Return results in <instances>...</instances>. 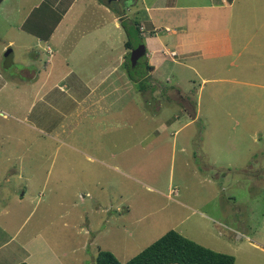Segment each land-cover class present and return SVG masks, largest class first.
I'll list each match as a JSON object with an SVG mask.
<instances>
[{
  "label": "rangeland",
  "instance_id": "obj_1",
  "mask_svg": "<svg viewBox=\"0 0 264 264\" xmlns=\"http://www.w3.org/2000/svg\"><path fill=\"white\" fill-rule=\"evenodd\" d=\"M180 1L186 7L182 13L190 16L196 12V23L203 26L214 27L228 22L229 12L238 15L239 23L247 18L227 8L188 9L187 6L191 7L187 3L189 0ZM202 1L201 7L222 4V0ZM21 6L19 0H9L0 9V16L5 20L22 21L26 14H18ZM45 8L46 5L42 10ZM76 8L87 14L96 10L103 12L95 3L83 1ZM215 11L227 17L212 16L207 23L209 13ZM200 13L208 16L203 18ZM201 18L204 23L199 21ZM52 24L53 21L51 28ZM158 24L162 27L161 37L165 41L171 39L173 44L175 35L166 33L164 28L172 24L163 18ZM75 29L67 39L76 47V52L60 50L61 56L72 57V64L83 65L91 52L86 53L84 38H79L82 26ZM130 34L138 38L135 26ZM256 37L260 42L261 36ZM20 43L16 40V44ZM31 43L34 45L31 53L10 46L15 64L4 68L7 75L11 74L12 67L19 69L23 61L28 62L32 52L40 54V62L48 61V53L41 45L37 46V40ZM255 44L242 51L235 48V51L225 52L217 61L198 58L195 63L188 62L200 72L179 66L177 78L170 84L164 75L157 80L142 79L147 94H139V97L133 94V98L115 96L114 100L108 97L105 112L91 117L85 112H91L94 102L100 99L98 96L80 106L70 107L65 124L66 145L50 138L53 135L24 132L19 123L8 120L17 126L19 137L29 139L31 146L26 148L19 143L18 148L16 144L15 151H19L22 160L6 163L4 152L8 147L0 132V169L10 173L0 176V245L6 243L0 248V255L11 257L10 253L16 251L18 245L27 244L36 233L47 240L55 253L60 254L61 247L65 248L62 249L64 253L75 251L85 264H95L98 249L112 252L125 264L171 230L219 253L233 251L225 246L228 243L245 242L242 234L264 247V47ZM227 45L229 48V43ZM231 45L236 47L237 41ZM257 49L263 50L257 52ZM238 52L240 58L236 56ZM96 53L101 51L98 49ZM57 58L58 53H55L54 60ZM128 58L131 72L142 75L144 62L132 57V53ZM2 59L4 63V56ZM56 74L53 79L57 78ZM156 84L163 89L173 87L178 94L154 95V88L158 92ZM50 85L55 87L54 82ZM65 87L59 88L67 91ZM23 100L27 106L35 101L33 94L21 95ZM121 109L122 113H118ZM59 117V113L50 110L52 125L59 122ZM143 127L144 131L139 132ZM124 139L126 145L122 146ZM38 143L43 145L38 146ZM42 146L44 150L40 149ZM79 151L95 159L88 161ZM36 158L40 163L34 162ZM22 166L25 177L40 170V166L45 167V171L50 169L52 176L49 182L44 179L35 184L33 196L28 194L25 204L20 206L15 203L11 191L17 190V197L21 198L27 181L16 175ZM117 166L125 172L124 176L110 170ZM61 170L65 174L58 180ZM88 171H97L103 183L113 181V186L108 184L104 189L107 201L113 200L107 213L95 212L90 196H86L87 203H81L84 192L79 196L71 191V182L76 185L77 177H84ZM63 200L66 204L59 205ZM94 237L96 240L91 244ZM86 242L89 247L81 249ZM236 256L240 260L236 264L249 260L246 256ZM260 256L255 264H261V258L264 264V255ZM19 259H22L21 254L16 252L11 264Z\"/></svg>",
  "mask_w": 264,
  "mask_h": 264
},
{
  "label": "crops",
  "instance_id": "obj_2",
  "mask_svg": "<svg viewBox=\"0 0 264 264\" xmlns=\"http://www.w3.org/2000/svg\"><path fill=\"white\" fill-rule=\"evenodd\" d=\"M7 1L9 0L1 1L0 9L4 8V4ZM19 1L23 8L19 9L18 14L21 16L23 12L26 14L22 21L18 19L12 21L8 18L5 20L2 19L3 16H0L2 23L0 25V121H6L4 124L0 122V132L2 131L1 136L8 147L7 151L4 152L6 163L13 160L18 162L22 160L23 157L19 155V151H15L16 144H18V148H20L19 143L26 148L31 146L29 139L19 137L18 131L15 130L17 126H14L13 122H7L10 119L19 123L24 132L28 130V132H35L39 135H53L54 137L50 138L54 141H56L55 139L62 141L66 145L67 137L65 135H67V132L65 124L69 119L68 109L70 107L80 106L83 102L98 96L100 99L98 98V101L94 102L91 112H85L87 113L86 116L89 115L88 117H91L94 114L105 112L108 97L112 96L111 98L114 100L115 96H122V98L131 96L133 98V94H138V97L140 96L139 94H147L144 91L140 92L138 88L142 82L141 79L157 80L158 76L164 75L166 76V82L170 84L172 79L176 77L177 67L184 66L187 69L194 70L192 63L188 62H194L198 58H208L210 61H217L222 59L223 53L235 51V48L240 51L245 50L254 42L258 43L260 48L264 47V0H222L220 5L210 4L203 7L200 6V4H203L202 0H189L187 3L191 7L187 6L188 9L227 8L228 10H236L237 14L247 15V18L239 23L238 19L236 20L238 15H234V12H229L228 22L226 21V23L214 27L206 24L203 26L200 22L197 24L196 12L190 16L184 15L182 11L185 12L186 7L182 6L180 0H141V2L140 0H131L130 4L127 0H107V3H102L105 0ZM80 1H83V3H95L97 8L102 9L104 13L99 10L88 14L87 12H82L80 8H76ZM148 1L151 3L148 4ZM45 5L46 8L42 10ZM216 12L218 11L209 13L207 23H209V19L212 16L218 18H221V16L222 18L227 17V15H221V13ZM199 15H202V13ZM205 15L203 14L202 17L205 18ZM161 18L172 24L169 26L164 25V28L166 33L175 35L173 38L176 41L173 44L171 39L168 40L170 43H167L168 41H165L160 35L162 27H160L158 22H161ZM201 19L199 21L204 23L203 19ZM51 21H53L52 28L50 25ZM227 24L231 27H228ZM80 25L82 30L79 33L82 36L80 35L79 38H84L85 42H82L85 44L86 53L91 52V57L83 65L72 64L70 62L72 57L65 59V57L61 56L60 51L72 49L69 52H76V47L70 44L71 41L67 39V36L74 33L75 27ZM233 25H235V30H233ZM133 26L137 29L138 38L131 37L130 33ZM141 27L144 28V34L140 32ZM47 28H49V31H45ZM167 29L171 31L167 32ZM13 34L17 37H14ZM256 36H261L260 42H258ZM33 39H36L37 46L41 45L47 53L48 49L52 51L51 54H47L48 61L40 62V54L32 52L28 62L25 63L23 61L21 63L22 67L19 69H13L14 67H12L11 74L7 75L2 63L4 51L8 50L10 46H18L20 50L31 53L34 46L31 43ZM16 40H20L21 43L19 45L16 44ZM140 41L141 43H139ZM234 41H237L236 47L231 45ZM52 42L59 51L57 49L55 51ZM130 42L133 43V46L135 45L132 51L126 47V44ZM227 43H229V48H226L228 46ZM98 49L101 53H96ZM137 49H143L145 53V58L142 59L144 62L142 75L134 74L133 72L129 74L126 69V62L130 61L128 58L130 52L133 53ZM11 50L13 52V48ZM260 50L263 49H257V52H261ZM173 52L176 53L175 57L171 55ZM55 53H58L57 60H54ZM259 55L257 53V56ZM236 56L240 58L241 54L238 52ZM60 58H63V61ZM13 64H15L14 58ZM218 65L221 67L220 64ZM194 71L200 72V70L197 71L196 69ZM56 72L58 73L56 74ZM54 74L57 76L55 79H53ZM52 82L55 84L54 88L50 85ZM61 86H67L65 87L67 91H62L59 88ZM155 87L158 88V92L154 88L152 91L154 95L158 93L170 94V96L171 94H178L173 87L171 89H163L157 84ZM25 94H33V100L35 101H32L29 106L24 100L21 101V95ZM21 109H23V112H21ZM50 110L59 113L60 120L57 124L52 125L50 123ZM118 113H122V109L118 110ZM104 120L107 123V119ZM131 128L132 126H129V129ZM144 129V127L141 128L139 132L144 131ZM28 136L30 135L28 134ZM1 142L2 140L0 141V147ZM39 145L43 144L38 143ZM125 145L124 139L122 146ZM40 149L44 150L43 146ZM81 155L85 156L88 161L95 159L88 153H81ZM77 160L78 158L76 157L75 161ZM34 162L40 163L37 158ZM71 164H68V166ZM38 168L40 170L32 171L27 177H25L23 166L18 171L16 177L27 181L21 198L18 199L17 190L12 189L11 191L15 203L18 205L23 206L25 204V198L28 194L33 196L35 184L38 185L44 179L49 182L50 175L52 176V173L49 172L50 169L45 171V167L42 168L40 166ZM110 170L123 176L125 173L121 171L119 166L111 167ZM8 171L3 172L0 169V176L3 173L10 174ZM64 174L63 170L59 171L58 180H61ZM108 184L114 185L112 180H106L103 183L97 171H88L84 174V177L81 175L77 177L76 185L74 181L71 182L73 187L71 191L78 193L79 196L82 195V192L85 193V195H82L83 198L80 199L81 203H87L85 202L86 196H90V200L95 205L94 211L103 214L108 212V206L113 203L112 199L107 201V195L104 194L105 186L107 187ZM64 204H66L64 200L59 202V205ZM107 222H109V219H107ZM242 238L245 239V242L225 245L230 250H233L225 254L234 256L236 262H240L236 255L246 256L245 258H249V260H246L245 263L242 262L243 264H255V261L261 257L260 254L264 255V247L254 241L249 235L242 234ZM95 240L96 237L93 238L91 244ZM5 244L0 245V248H3ZM87 247H89V244L86 242L81 249ZM62 249L65 248L61 247L60 254L55 253L47 240L42 238L39 233H36L27 244L18 245L17 250L10 253L11 257L1 254L0 264H11V259L16 252H19L22 258L16 264L21 262L28 264H85V260L77 256L75 251L64 253ZM253 253H255V257ZM260 261L263 264L262 258Z\"/></svg>",
  "mask_w": 264,
  "mask_h": 264
},
{
  "label": "trees",
  "instance_id": "obj_3",
  "mask_svg": "<svg viewBox=\"0 0 264 264\" xmlns=\"http://www.w3.org/2000/svg\"><path fill=\"white\" fill-rule=\"evenodd\" d=\"M2 0H0L1 3ZM102 3H106L103 1ZM128 49L133 43H127ZM131 54V53H130ZM131 63L126 62V69L131 74ZM132 77V76H131ZM142 80V79H141ZM143 92L142 82L139 85ZM235 257L225 253L215 252L209 248L198 245L196 242L171 230L150 246L127 261L125 264H235ZM19 264H28L21 262ZM95 264H122L110 251L98 249Z\"/></svg>",
  "mask_w": 264,
  "mask_h": 264
},
{
  "label": "water",
  "instance_id": "obj_4",
  "mask_svg": "<svg viewBox=\"0 0 264 264\" xmlns=\"http://www.w3.org/2000/svg\"><path fill=\"white\" fill-rule=\"evenodd\" d=\"M132 57L135 58H140V59H144L145 58V53L143 49H137L132 53ZM4 67L8 68L9 66L12 65L13 63V52L11 50V48H9L8 50H6L5 54H4Z\"/></svg>",
  "mask_w": 264,
  "mask_h": 264
},
{
  "label": "built area",
  "instance_id": "obj_5",
  "mask_svg": "<svg viewBox=\"0 0 264 264\" xmlns=\"http://www.w3.org/2000/svg\"><path fill=\"white\" fill-rule=\"evenodd\" d=\"M166 31H167V32H170L171 30H170V29H167ZM140 32H141V34H144V28H143V27L140 28ZM48 53L51 54L52 51H51L50 49H48ZM171 55L174 57V56H176V53L173 52V53H171Z\"/></svg>",
  "mask_w": 264,
  "mask_h": 264
},
{
  "label": "clouds",
  "instance_id": "obj_6",
  "mask_svg": "<svg viewBox=\"0 0 264 264\" xmlns=\"http://www.w3.org/2000/svg\"><path fill=\"white\" fill-rule=\"evenodd\" d=\"M175 57V56H174Z\"/></svg>",
  "mask_w": 264,
  "mask_h": 264
},
{
  "label": "flooded vegetation",
  "instance_id": "obj_7",
  "mask_svg": "<svg viewBox=\"0 0 264 264\" xmlns=\"http://www.w3.org/2000/svg\"><path fill=\"white\" fill-rule=\"evenodd\" d=\"M142 60V59H141Z\"/></svg>",
  "mask_w": 264,
  "mask_h": 264
}]
</instances>
